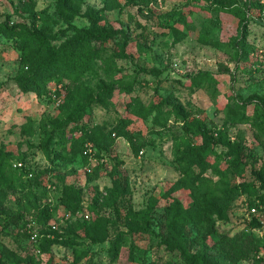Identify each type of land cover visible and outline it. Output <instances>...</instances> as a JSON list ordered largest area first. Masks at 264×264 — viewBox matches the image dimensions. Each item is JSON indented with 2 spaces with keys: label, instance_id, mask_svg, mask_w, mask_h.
Returning a JSON list of instances; mask_svg holds the SVG:
<instances>
[{
  "label": "rangeland",
  "instance_id": "obj_1",
  "mask_svg": "<svg viewBox=\"0 0 264 264\" xmlns=\"http://www.w3.org/2000/svg\"><path fill=\"white\" fill-rule=\"evenodd\" d=\"M60 4L59 0H0V25L31 19L34 29L49 33L51 43L57 47L84 32H114L108 41L95 38L102 48L101 57L94 59L92 73L80 77L75 85L70 83L72 92L62 89L59 104L63 109L55 96L50 100L21 91L17 78L27 75L32 64L21 61L15 42L0 36V153L6 155L7 163L24 157V166L32 174L39 173L37 181L54 183L47 184V191L25 177L24 189L0 184V264H178L180 254L168 252L160 239L168 237L161 225L168 202L163 195L180 177L173 137L182 134L181 126L170 124L168 130L153 127L150 120L132 116L125 104L130 95L139 96L146 104L170 95L184 106L193 104L197 110L191 118L206 126L208 136L196 133L192 135L193 142L204 145L208 155L222 153L226 160L232 156H227L225 139L239 142L241 174L230 183L254 182L264 167V134L237 119L241 113L251 115L258 105L264 108V0H71L63 9L65 18L59 20L55 14ZM249 5V53L236 64L231 41L239 35L238 20L224 9ZM42 13L53 16L44 21ZM113 53H124L126 57L108 58ZM198 71L211 72L218 80L220 95L216 101L203 91L190 94L180 86L188 74ZM129 85L133 88L130 95L119 91ZM54 87L52 82L50 90L54 91ZM108 87L116 90L110 99L102 95ZM28 119L33 124L29 134H24ZM122 120L130 121L124 130L131 133L142 154H135L128 141L119 136L118 123ZM79 124L107 135L111 146L99 150L86 141L73 155L69 147L81 133L72 129ZM50 125L64 131L66 139L63 148L57 144L58 136L53 138L52 162L41 149L43 128L52 129ZM206 175L218 181L209 171ZM119 183L120 189L127 187L128 192L123 198L117 196L116 209L108 207L109 192ZM63 185L78 190L79 207L70 209L63 204ZM29 191L40 195L42 204L52 209L46 221L40 217L34 221L38 233L51 232L52 242L41 262L34 258L28 241L19 236L22 222L8 225V216L27 202L25 195ZM172 196L185 208L193 201L187 189ZM149 197L158 202L153 213L155 225L150 232L131 234L124 215L129 210H143ZM252 203L258 205V201L238 195L233 209L214 220L218 231L229 238L250 234L260 249L257 257L264 264V210L253 206L256 212H251ZM253 218L259 226L252 225ZM96 219L107 220L105 237L99 231L93 233ZM183 239L191 252L201 249L193 229L188 228ZM202 250L216 264L231 263L227 246L218 237L209 238ZM85 251L87 256L74 263L76 253Z\"/></svg>",
  "mask_w": 264,
  "mask_h": 264
},
{
  "label": "trees",
  "instance_id": "obj_2",
  "mask_svg": "<svg viewBox=\"0 0 264 264\" xmlns=\"http://www.w3.org/2000/svg\"><path fill=\"white\" fill-rule=\"evenodd\" d=\"M31 1V0H22ZM71 0H59L58 14H55L60 19L65 18L64 10L65 4ZM148 3V0H141ZM251 5L247 8L233 7L231 9H224L225 12L231 14L238 20L237 32L238 36L232 39V48L234 49V58L236 64H239L247 54L249 49L247 47V25ZM53 15L42 13V20L49 21ZM93 20V18L91 17ZM30 20V21H29ZM23 18L21 21H16L9 25V21L0 25V36L12 40L18 45L21 51V61L31 62V70L27 75L17 78V83L22 92L32 93L37 97H47L52 100L53 96L60 98L63 91L72 92L73 87L70 83L77 84L80 77L93 72L92 64L95 58L101 57L102 48L95 42V38L102 41H108L111 34L114 32L90 33L84 32L76 35L71 41L64 45L57 47L51 43L52 36L46 32H38L34 29L31 19ZM124 47V46H123ZM126 56L124 53H113L108 58ZM184 84L179 83L180 86L192 94L195 91H203L209 99L216 101L220 95L218 87V80L214 74L208 71H198L190 73L186 77ZM63 80H68L69 83L64 84ZM55 83L54 91L50 90V84ZM63 84V85H62ZM60 85V88L57 86ZM62 85V86H61ZM159 86V85H158ZM62 89H64L62 91ZM135 89V88H134ZM120 92H125L130 95L133 91L131 85L120 89ZM116 90L108 87L102 90V95L107 98H113ZM171 94V93H170ZM171 96V95H170ZM167 96L158 101H149L147 104L137 95H130L129 101L125 104V109L134 117L151 122V126L159 127L163 130L170 129L171 125L181 126L182 134L173 137V155L174 161L178 165L180 177L168 189L163 197L168 200L163 209L162 229L166 231L168 237H161L160 244L164 245L168 252L177 251L180 254L181 260L178 264H216L209 259L202 250L207 241L211 237H218L230 253V264H237L242 260L252 261V264H263L259 259V246L255 240L247 234L245 237L235 236L229 238L226 233L218 231L214 217H225L226 214L233 209V204L238 198V195H246L249 199L252 198L258 201V205L251 204L249 209L253 206L261 207L264 210V167L259 171L254 182L240 183L232 185L231 179L241 174V161L238 158V153L241 152L242 146L239 142H231L225 139L224 145L228 150L227 156H232L231 160H226V156L221 154H207V150L202 144H195L192 135L200 133L203 137L208 138L206 126L191 118V114L196 112L197 108L193 104L187 103L186 106L179 103L175 96ZM262 106H264V97L262 99ZM59 108L63 109L59 104ZM84 112V110L79 109ZM236 120V119H234ZM239 123H249L255 130L264 134V108L256 106L251 115L241 113L237 119ZM129 120H122L118 123L120 126V135L124 137L131 146L132 151L137 154L140 151L138 144L134 143V138L131 133L124 130V126L129 124ZM33 121L28 119V125L24 128V134H29V129L32 127ZM52 129L43 128L44 137L42 139V152L46 154L47 159L51 162L54 159L55 152L51 146L53 138L58 136L57 144L66 147V139L64 131L55 129L54 125H50ZM72 131L81 134L72 139L70 151L76 155L86 141H91L99 150H107L112 141L109 137L97 129L87 128L85 125H77ZM143 144V143H142ZM14 161H25L24 157H17ZM13 162L6 161V155L0 153V184L7 188L24 189L23 177L30 178L36 181L34 185L43 186L47 191V184L54 185L53 181L44 182L42 179L37 181L35 172L32 177L28 174L32 171L29 167L13 168ZM209 171L211 175L218 177V181H213L212 178L206 175ZM46 183V184H45ZM122 187L117 184L114 189L109 192L106 205L108 207L117 208V196L123 198L128 192L127 187ZM46 188V189H45ZM61 199L67 208H77L80 206V198L78 190L72 185H63ZM187 189L192 196V203L188 207H184L177 197L172 194ZM44 194V193H43ZM40 196V195H39ZM29 191L25 195L27 202L20 206L17 211L8 216V225H17L22 222L19 236L24 237L28 241V235L23 231V227L28 217H32L33 221L40 218L48 219L52 214V209L48 204H42L41 197ZM43 196V195H42ZM157 200L149 197L146 206L139 212L127 211L125 213V220L127 228L131 234H144L150 232L153 223V213L157 206ZM65 210H67V208ZM107 220L96 219L93 229L99 231L105 237V224ZM253 226H259L257 219H252ZM191 228L195 231V240L201 245V249L196 252H191L184 242L185 231ZM42 236V237H41ZM51 232L42 230L39 232V248L40 255L33 253L29 244L31 252L37 262H41L44 250L51 244ZM103 240V239H102ZM87 252H78L75 255L74 263L79 262ZM38 258V259H37ZM148 264H160L158 261L148 262ZM164 264H173L172 262H165Z\"/></svg>",
  "mask_w": 264,
  "mask_h": 264
},
{
  "label": "built area",
  "instance_id": "obj_3",
  "mask_svg": "<svg viewBox=\"0 0 264 264\" xmlns=\"http://www.w3.org/2000/svg\"><path fill=\"white\" fill-rule=\"evenodd\" d=\"M58 88H60V85L57 86ZM56 102L57 104H59L60 102V98H56ZM143 151H140V154H142ZM13 168H22L23 167V163L21 161H14L12 164ZM88 172L90 171L89 169H87ZM29 177H32V172H30L28 174ZM251 212L255 213L256 209L255 207H252L250 209ZM23 231L28 235V243L30 244L33 253H35L36 255H40L41 251L39 248V233L36 229V227L34 226V221L32 219V217H28L27 221L23 227Z\"/></svg>",
  "mask_w": 264,
  "mask_h": 264
}]
</instances>
